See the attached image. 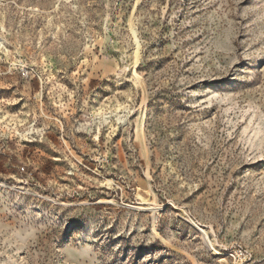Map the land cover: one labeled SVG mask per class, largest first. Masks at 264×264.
Returning <instances> with one entry per match:
<instances>
[{
	"label": "rangeland",
	"instance_id": "obj_1",
	"mask_svg": "<svg viewBox=\"0 0 264 264\" xmlns=\"http://www.w3.org/2000/svg\"><path fill=\"white\" fill-rule=\"evenodd\" d=\"M0 264H264V0H0Z\"/></svg>",
	"mask_w": 264,
	"mask_h": 264
}]
</instances>
